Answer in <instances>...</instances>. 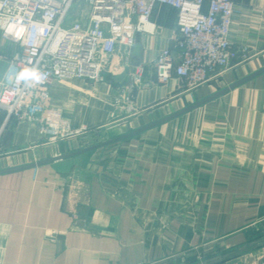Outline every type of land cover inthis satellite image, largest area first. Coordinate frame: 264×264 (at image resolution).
<instances>
[{
    "label": "crops",
    "instance_id": "1",
    "mask_svg": "<svg viewBox=\"0 0 264 264\" xmlns=\"http://www.w3.org/2000/svg\"><path fill=\"white\" fill-rule=\"evenodd\" d=\"M232 1L229 37L250 57L195 89L156 80V57L178 36L165 4L139 31L137 66L118 53L100 80L50 83L49 110L74 132L163 121L101 150L0 173V264H193L264 238V71L207 99L264 68V0ZM20 53L0 32V86ZM60 141L0 109V170L64 154ZM262 247L222 263L260 264Z\"/></svg>",
    "mask_w": 264,
    "mask_h": 264
},
{
    "label": "built area",
    "instance_id": "2",
    "mask_svg": "<svg viewBox=\"0 0 264 264\" xmlns=\"http://www.w3.org/2000/svg\"><path fill=\"white\" fill-rule=\"evenodd\" d=\"M75 1L0 0L1 36L21 46L12 62L11 79L0 86V95H15L10 104H0V109L6 120L37 121L39 132L49 140L77 132L62 128L60 112L49 110L50 83L71 78L100 80L114 55L131 56L135 35L147 27L156 4L175 10L178 29L172 46L160 50L155 59L158 83L176 77L182 87L195 89L250 57L245 46L236 45L229 37L232 0H88V21L67 25ZM17 22L26 29L19 40L4 30ZM32 66L40 69L44 81L29 87L16 85L15 74ZM261 250L260 264H264V246Z\"/></svg>",
    "mask_w": 264,
    "mask_h": 264
},
{
    "label": "water",
    "instance_id": "3",
    "mask_svg": "<svg viewBox=\"0 0 264 264\" xmlns=\"http://www.w3.org/2000/svg\"><path fill=\"white\" fill-rule=\"evenodd\" d=\"M140 54H141L140 36H139V32H137L136 35H135V44H134V46L132 47V50H131L130 63L133 66H137L139 64V62H140ZM262 71H264V68L259 70L256 73L244 78L243 80H240V81L236 82L235 84L229 86L228 88H225V89L219 91L218 93L212 95L211 97H209L207 99L213 98V97H215V96H217L219 94H222V93L226 92L228 89H230V88H232V87L244 82L245 80L251 78L252 76H254V75H256V74H258V73H260ZM136 92H137V86H136L135 80L133 79L131 87H130L129 95H128V99L130 101H134L135 100ZM162 121L150 124L148 126H145L143 128H139L137 130H133V131L127 132L125 134H122L120 136H117L115 138L107 140V141L102 142L100 144H96V145H93V146H90V147H86V148H83V149L75 150V151L64 153V154H59L57 156H53V157H50V158H47V159H44V160H41V161H38V162H35V163H31V164H27V165H23V166H17V167L5 169V170H0V173L6 172V171H10V170H16V169H20V168L30 167V166H37V165H41V164H45V163H49V162L55 161L57 159H64V158L72 157V156H75V155H78V154H81V153H85V152L94 150V149H96L98 147L105 146L107 144L118 142L120 140H123V139L129 138L131 136H134V135L138 134L139 132H141V131H143V130L151 127V126H154V125H156V124H158V123H160ZM262 246H264V238L258 239V240H254V241H252V242H250L248 244H245L243 246H240V247H237V248H233V249L228 250V251H226L224 253L218 254L216 256H213L211 258H208V259H205V260H202L200 262L193 263V264H219V263H222V262H224V261H226V260H228V259H230L232 257L243 255L245 253H248V252H250L252 250H255L256 248L262 247Z\"/></svg>",
    "mask_w": 264,
    "mask_h": 264
},
{
    "label": "rangeland",
    "instance_id": "4",
    "mask_svg": "<svg viewBox=\"0 0 264 264\" xmlns=\"http://www.w3.org/2000/svg\"><path fill=\"white\" fill-rule=\"evenodd\" d=\"M88 18H89L88 0H78V1H75L71 10L69 11L66 17V20H65V24L70 25L73 22H79V23L85 24V22L88 21ZM13 60H14L13 57L10 58L9 64L10 63L12 64ZM127 76H129V74ZM61 125H62L61 126L62 128L70 129L68 124L63 123ZM129 131H131V129L128 128L126 131L123 130V132H120L119 134H115L113 132H110L108 127H104V128H96L94 130H91V129L83 130L82 132H78V133L75 132L72 134H68L67 136L62 138L63 141H60L61 143L59 144L60 145L59 149H61L62 151H67L64 153L72 152L75 150H79V149L90 147L96 144H100L102 142H105L109 139L114 138L117 135L129 132ZM103 147L104 146H101L96 149L101 150V148ZM49 155L50 153L46 152L45 156L43 157H46V156L48 157Z\"/></svg>",
    "mask_w": 264,
    "mask_h": 264
},
{
    "label": "clouds",
    "instance_id": "5",
    "mask_svg": "<svg viewBox=\"0 0 264 264\" xmlns=\"http://www.w3.org/2000/svg\"><path fill=\"white\" fill-rule=\"evenodd\" d=\"M0 27H3V25H0ZM4 30L14 39L19 40L24 35L26 29L23 25L17 22L9 23ZM41 32H43V29H41ZM44 79V74L40 71V69L36 66H32L23 67L22 69H20L15 74L14 82L16 85L23 84L25 87H29L41 84ZM13 95H15L14 92H6L5 94L0 95V104H10V97Z\"/></svg>",
    "mask_w": 264,
    "mask_h": 264
}]
</instances>
